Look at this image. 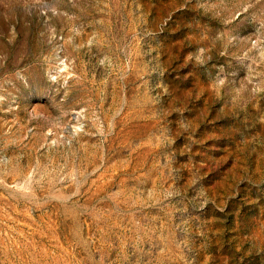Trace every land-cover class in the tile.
<instances>
[{
    "label": "rangeland",
    "instance_id": "obj_1",
    "mask_svg": "<svg viewBox=\"0 0 264 264\" xmlns=\"http://www.w3.org/2000/svg\"><path fill=\"white\" fill-rule=\"evenodd\" d=\"M0 264H264V0H0Z\"/></svg>",
    "mask_w": 264,
    "mask_h": 264
}]
</instances>
